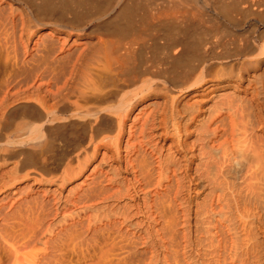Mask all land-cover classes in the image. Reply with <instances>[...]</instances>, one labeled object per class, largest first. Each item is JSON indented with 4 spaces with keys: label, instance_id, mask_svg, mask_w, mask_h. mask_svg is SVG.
I'll list each match as a JSON object with an SVG mask.
<instances>
[{
    "label": "bare ground",
    "instance_id": "obj_1",
    "mask_svg": "<svg viewBox=\"0 0 264 264\" xmlns=\"http://www.w3.org/2000/svg\"><path fill=\"white\" fill-rule=\"evenodd\" d=\"M5 1L0 208L38 185L50 208L16 222H156L177 202L184 264H264V0Z\"/></svg>",
    "mask_w": 264,
    "mask_h": 264
},
{
    "label": "rangeland",
    "instance_id": "obj_2",
    "mask_svg": "<svg viewBox=\"0 0 264 264\" xmlns=\"http://www.w3.org/2000/svg\"><path fill=\"white\" fill-rule=\"evenodd\" d=\"M7 4H9V2H6L5 0H0V12H2L5 16L6 15L8 16L10 14L9 11L11 9L10 4L9 6ZM5 8L6 10H9L7 11V14ZM4 22H6L5 26L7 27H3V29L10 28L11 23H8V19L6 21H3L2 24H4ZM1 25H0V29L2 28ZM246 27L248 29L251 28L249 24H246ZM158 45L159 44H157L156 46ZM26 142L23 144V147L25 148L27 147L29 149L32 147L33 148V149L31 148L32 151L35 152L38 150V149L36 150L35 148L37 146L38 140L36 142L35 140L29 141L28 143ZM26 144L28 145L31 144L30 145L31 147L28 145L26 146ZM136 156H138V158L140 157L139 155ZM138 174L137 177L142 178L140 180L143 181L144 180L143 176L142 175L140 176V174L142 173H140L139 175ZM104 175L106 176V174L100 172V170L93 174H88V176L84 181L86 183H82L80 185V188L78 189L77 193L89 194L90 197L91 195L96 194L95 196H93V201L94 198L97 196L99 201L95 199V202L97 201L96 204H98L100 202L99 198L101 197L100 195H97L98 193H100L97 191L102 188L104 189V185L110 186L108 182H106L107 179L105 178ZM102 176L104 178H102ZM154 177L155 178L152 177L153 181L151 186H153L156 181V176L154 175ZM170 178L167 185L174 182V178L172 177V175L170 176ZM143 182H144L143 184H145V181ZM20 186L23 189L25 187V183H22ZM39 186L40 185L36 186L37 189L35 188L34 191L30 193L23 190L22 193H19L20 195L18 196L16 195V197L21 196V198L18 201H16L17 203H14L13 206L12 204L10 205L8 204L0 208V264L1 263L2 264H6V263L7 264H31V263L32 264H42V263L43 264H49V263L50 264H184L185 263V259H184L185 257L183 254L184 253L183 234L185 231L184 230L185 226L183 225L184 223L182 222L184 221L185 216L182 208L178 206L177 202L174 203L177 207L174 205L171 208H167L165 203L166 207L163 208V210L161 207L156 208L155 205L152 206L151 211L152 210L154 211L152 212L153 214L156 212L154 216L156 217L157 221L140 222L141 224L138 223L139 225L136 224V222H119L121 216L119 215V213L117 214L116 212L118 209L115 208L116 210H112L111 212L110 207L104 209V211L100 210V212L97 213L98 216L96 215V219L98 220H96L95 217L93 216L92 218L96 220V221L94 220V222L92 221L88 222L89 219L86 218L87 215L86 216L84 215L85 218H81L84 220V222L82 220H81L82 222H79L77 218L73 219L75 215L72 211L71 212L73 217H71L72 215L67 216L68 219H66L65 221L64 220L61 221V217H59L60 219L57 218V220L48 217V219L45 218L43 222H34V223L16 222L18 221L21 213L23 211L26 213V211H28L30 206L32 211L31 210L29 211L33 213L32 215L41 214L40 216H42V209L44 208L43 205L45 203L47 206L48 204H50V201H48L49 203H47L46 201L47 198L44 197V193L42 192L43 191L42 188L45 186H40V187ZM151 186H150L151 188L150 191L152 192V194L149 193V195L150 196L152 195L151 196L152 199L150 197V201L152 200L151 201L152 204H154L153 201L155 202L157 199L158 202L163 201L161 200V198H165L167 196L171 201L173 200L172 197H174L173 196L174 193L172 194L171 192L172 190L167 188L168 186L167 187L165 186L167 188L165 189L169 191L168 194L166 193L167 191L163 189V187L162 188L160 187L159 191L158 190L156 191V189L152 190L153 187ZM91 199L92 197L89 199V201L87 200L86 203L91 204L92 201ZM42 201H44L43 205L41 203ZM8 203H10V201ZM40 206L43 208L41 209ZM74 207H71L72 209L70 208V210H73ZM46 208L47 207H45L44 209ZM24 212L22 214H24ZM13 214L16 215V217H14ZM67 214L70 215L69 209L67 211ZM81 214L83 216V213ZM182 214L183 216H181ZM182 217H184L183 220ZM74 220L78 222L76 221L74 222ZM47 226L49 227V230H47L48 228ZM51 226L53 228L51 229L53 232L50 230ZM204 226L205 224H201L199 226L200 231H203ZM44 227L46 230L44 229ZM147 227H149L150 229L149 236L145 231ZM58 238L59 239L61 238L62 240L64 239L65 241L59 240ZM143 238H146L147 240L145 241V239L143 240ZM149 238L150 240L152 239L153 242L152 241L151 242L153 246H151V242L150 244L147 243ZM55 240H57V242ZM70 240H75L76 242L73 243Z\"/></svg>",
    "mask_w": 264,
    "mask_h": 264
}]
</instances>
